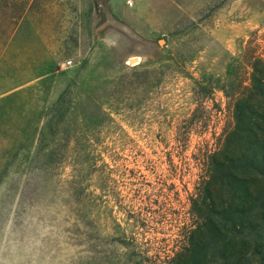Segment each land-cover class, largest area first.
<instances>
[{
  "label": "rangeland",
  "instance_id": "obj_1",
  "mask_svg": "<svg viewBox=\"0 0 264 264\" xmlns=\"http://www.w3.org/2000/svg\"><path fill=\"white\" fill-rule=\"evenodd\" d=\"M126 1L0 6V264H166L192 224L264 0Z\"/></svg>",
  "mask_w": 264,
  "mask_h": 264
},
{
  "label": "trees",
  "instance_id": "obj_2",
  "mask_svg": "<svg viewBox=\"0 0 264 264\" xmlns=\"http://www.w3.org/2000/svg\"><path fill=\"white\" fill-rule=\"evenodd\" d=\"M0 2L11 8L10 0ZM23 10L0 20V50ZM260 38L264 33L247 43L243 65H237L241 72L235 73L237 88L221 132L197 147L199 171L189 195L193 221L166 264H264V46L255 44Z\"/></svg>",
  "mask_w": 264,
  "mask_h": 264
},
{
  "label": "built area",
  "instance_id": "obj_3",
  "mask_svg": "<svg viewBox=\"0 0 264 264\" xmlns=\"http://www.w3.org/2000/svg\"><path fill=\"white\" fill-rule=\"evenodd\" d=\"M127 6H132L134 4L133 0H127L126 1Z\"/></svg>",
  "mask_w": 264,
  "mask_h": 264
}]
</instances>
